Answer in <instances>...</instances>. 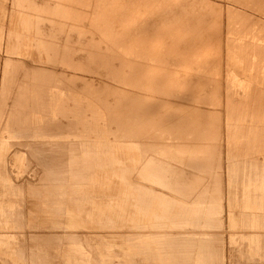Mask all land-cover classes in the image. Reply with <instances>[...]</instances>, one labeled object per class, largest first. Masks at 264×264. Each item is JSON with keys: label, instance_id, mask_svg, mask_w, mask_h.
<instances>
[{"label": "bare ground", "instance_id": "obj_1", "mask_svg": "<svg viewBox=\"0 0 264 264\" xmlns=\"http://www.w3.org/2000/svg\"><path fill=\"white\" fill-rule=\"evenodd\" d=\"M37 1L30 3L36 4ZM44 1L45 6L56 5L52 6L56 10H52L54 20L45 15L50 7H45V14L42 15L40 6L38 10L41 15L36 16L39 21L36 18V22L33 21L36 28L31 22L34 17L29 14L30 20L28 16H21L24 12L12 15L7 32L0 23V43L5 39L8 50L5 64L9 76L3 82L7 87L3 89L0 101V264H23L16 242L22 234L12 229V223H21L40 231L35 235L26 234L30 239L37 238L36 247H39L35 249L36 253H42L45 259L54 260L55 264H109L114 248L118 249L119 255L129 257L126 264L139 260H149V264H210L204 257L195 258L191 254L196 255L199 250L204 255V248L207 252L208 243L211 240L215 242L213 238L218 234L193 228L213 224V227H217L220 224V203L217 198V192L219 198L220 192L218 184L212 180V174L219 168L221 158L218 149L223 143L228 150L227 163L232 165L226 217L230 252L236 257L241 254L254 263L256 257L264 259L262 37L258 38L253 29L246 28L243 31L247 33L228 40L233 52H228L225 64L222 56L214 55L215 58L207 65L201 62H204L203 58H209H206V54L210 52L212 44L217 40L220 42L223 32L214 33L206 28L208 31L204 29L196 36L199 27L195 25V36H176L170 43L161 44L170 48L182 47L186 52L181 49V53H173L169 49L162 52L156 48L148 52L147 45L146 56L141 57L138 45L125 42L130 37L128 30L139 19L147 18L151 11H155L152 21L144 29L154 30L152 38L158 44L161 29L180 26L175 19L182 14L185 0H152L143 9H132L134 4H127V7L110 6L112 0H95L96 24L101 29L98 30L112 33L114 29L117 35L110 42L107 41V45L104 44L105 49H95L93 44L91 46L86 42L90 49L85 50L87 53L82 61L89 66L84 67L86 76L81 77L75 68L82 62L73 65L81 60L79 56L82 57V54L79 55L77 49H83L84 43L76 44L77 36H73L74 41L70 35L73 24L62 21V16L68 14L66 7L74 1ZM65 1L67 4H64ZM23 3L22 8L24 6L23 9H26L29 1L24 0ZM80 3H77L76 10L82 4L85 8L86 2L82 3L81 0ZM87 4L91 3L87 1ZM123 7L126 9L122 10ZM35 10H32L33 14ZM201 14V19L205 21L206 15ZM83 15L82 18H86ZM46 19L49 20L48 25L51 24L50 28L45 23ZM28 20L30 24L33 23V28L31 25L28 29L24 27ZM90 20H93L92 16ZM95 35L98 37V34ZM203 36H207V39H202ZM87 39L83 38L84 42ZM71 49L76 50L78 59L71 56ZM69 50L71 55L68 54ZM81 51L84 53V50ZM199 56L203 57H200L203 59L201 62ZM27 62L31 63V69ZM57 69H60L59 74ZM211 70H224V81H216L212 77L214 72L210 75ZM19 76L22 81L16 83L14 79ZM101 76L106 78V82L95 83L93 78ZM11 89L13 92L10 93ZM182 89H188L185 101L179 99ZM224 97L226 102L222 104ZM132 101L138 103L132 104ZM61 118L64 120L57 124L59 130L53 131L56 121ZM64 134L75 135L76 141H71L81 151L77 153V149L72 148L75 154L64 159L59 156L63 163L58 167L60 169L54 164L52 167L56 171L51 173L53 171L49 172L52 168L48 163L58 158L52 149L56 155L51 156L54 157L52 161L45 162L50 169L47 171V168L48 173L42 177L39 176L41 173L38 175L37 185L34 183L36 180L22 183L12 180L10 167L22 170L24 159L17 152L19 150L10 149L11 141L14 147L19 141L13 140L25 136L27 141L22 139L23 144L47 147L55 141L50 138ZM190 136L193 137L191 141ZM66 142L61 141L58 146L63 148ZM79 152L80 158L77 160L74 156ZM35 156L38 157L36 153ZM20 206H23L21 210H25L23 213L19 210L24 219L13 212ZM207 226L209 229L210 226ZM63 238L65 241L59 243ZM56 242L58 245H55ZM180 244L192 246V250L189 249L191 252L187 250V254L185 250H178L176 245ZM164 245L169 246L166 248ZM211 248V252L215 253L214 247ZM27 255L31 256V253ZM33 260L29 258L28 264H34Z\"/></svg>", "mask_w": 264, "mask_h": 264}, {"label": "rangeland", "instance_id": "obj_2", "mask_svg": "<svg viewBox=\"0 0 264 264\" xmlns=\"http://www.w3.org/2000/svg\"><path fill=\"white\" fill-rule=\"evenodd\" d=\"M16 1V2H15ZM0 0V23H1V25H2V29H4V32H7V26L10 24V20H11V17H12V15L13 14H19V15H21L20 13L22 12H24L23 13V15H21V16H23V17H27L28 19H30L31 17H29L30 15H32L34 18H32L33 20L31 21V22H36L35 20L37 19V21H39L38 20V18H36V16L37 15H41V12L43 11V10H46V8L47 7H50V8H47V9H49V12L47 13V11L48 10H46L45 12H46V14H45V12L43 11L42 12V15H46V18H51V20H54V19H52V18H54V16L52 15V10H53V8L54 7H56V5H52V6H54V7H52L51 5L50 6H48L47 4V6H45V3H46V1H44V0H42V1H44V4H43V2L41 1V0H38L37 2H36V4H38L39 3V1H40V3L38 4V5H36L35 4V2L34 3H32L33 5H31V3H30V1H35V0H28L29 1V3H28V5L26 6L25 5V8L26 9H23L24 8V6H23V8H22V3H23V1L24 0H20V1H18V0ZM72 2H73V4L74 3H76V0H71ZM84 0H82V3H85V8H84V6H80L79 5V7H78V10H76L77 9V7H76V5H77V3H79V4H81L80 2H81V0H80V2L78 1L75 5H73L72 3L70 4V2H69V6H64V7H66V8H68V9H66V12L68 13H66L67 15V17L65 16H62V21L63 22H65V23H67V24H69V23H71V24H73V26L72 27H74L73 28V31L71 32V36H72V38L74 39V41H75V38L74 37H76L77 36V38H76V41L75 42H77L76 44H78L79 45V43H81V44H83L84 43V47H82L83 49H81V48H78L77 49V52H78V54L80 55V54H82V57H81V55L79 56L78 54H76L77 52H76V50L75 49H71V54L69 53L70 52V50L68 51V54L69 55H71L72 57H74L75 59H78V56L80 57V61L77 63V64H74L73 66H76V65H78L80 62H82V64H79L78 66H76V70L75 71H77L79 74H80V76L81 77H85L86 76V73L83 71V69H84V67L86 68V67H88L89 66V64H87L85 61L83 62L82 61V59H84V54H86L87 52L86 51H88L90 48V45L91 44H93V46L92 47H95V49H105L106 48V46L104 45V44H106V42L108 41V42H110L112 39H114V37H116L115 35H117V32L116 31H114V29H112V33L111 32H105L104 30H102V32L100 31L101 29L97 26V24H96V19L98 18V15L96 14V1L94 2V1H92L91 2V0H87V1H89L91 4H87V1L85 0V2H83ZM125 1H126V3H125ZM136 1V0H135ZM134 0H131V1H129L128 2V0H117V1H115V0H112L111 1V4H110V6H131V4L133 5V8L132 9H134V8H140V9H143V7H145V5L147 6V4H148V1L150 2V1H152V0H137V1H139L138 3L140 4H138L137 3V1H136V3H134L135 2ZM145 1V2H144ZM178 1H180V2H182L183 0H178ZM194 1V2H193ZM197 0H190V1H188V0H185L184 1V3H183V6H185V8H184V12L182 11L181 13L183 14H179L176 18H178V19H175V21L177 20V22H178V24L180 25L179 27H177V28H172V29H166V30H163V29H161V33H159L160 34V39H161V43L159 42L158 44H157V42H156V40L154 39V38H152L153 37V34H155V33H153V31L154 30H145L144 28L146 27V24H148V23H150L151 21H152V17L154 16V14H155V11L154 12H150V14L147 16V18H145V19H139L138 21H137V23L135 24H133L132 25V28H131V30L129 29L128 31H130V37L128 38V40H125V42L126 43H132V42H134V43H132V44H134V45H138L137 47H138V49H140L141 50V57L142 56H146V54H145V52H146V49L147 50H149L148 52H150V51H154L155 50V48H156V50H160V51H162V52H167L168 51V49L171 51V52H173V53H181L182 51L181 50H184L185 51V48H182V47H174V48H170L168 45H166L167 47H164V45L162 46L161 44H163V43H165V42H171V40L173 39V38H177L178 36H180V37H187V38H191V37H193V35L195 36V34H194V31H193V28H194V26L196 25L197 27H199V32H197V34H196V36L198 35V33L199 34H201V33H203L202 32V30H206V31H208L207 29H209V31H215L214 33H217V31L218 32H223V33H221V34H223V35H221V37L219 38V40H220V42L217 40L214 44H212L213 46H212V48H211V50H210V52L208 53V54H206V58L209 56V58L208 59H205V58H203L202 56H199V59H200V62L203 60L204 62H201V63H203V64H207V65H210V62H211V60L213 59V58H215L216 56L218 57L219 55L220 56H222L223 58V63L225 64V62H224V59L226 60V58H227V56H228V52H233V50L230 48L231 47V45L229 44L230 42L228 41V40H231L232 38H235L236 36H238V35H241V34H245V33H247L246 31H243V30H245L246 28L247 29H253V31H254V35H256L258 38H260V37H262V39L264 40V0H203L204 2H202V0H198L197 1V3H195ZM212 1V2H211ZM22 2V3H21ZM27 2V1H26ZM25 2V3H26ZM54 3H56L55 1H53ZM94 2V5L92 4ZM123 3V5H122V3ZM147 2V3H146ZM190 2H192L191 4H190ZM12 3H13V5H14V7H13V5H12ZM19 4V5H17V4ZM25 3H23V5L25 4ZM42 3V4H41ZM186 3V4H185ZM193 3L195 4V6H193ZM204 5H203V4ZM20 4H21V6H20ZM29 4H30V7H29V9H28V6H29ZM35 4V5H34ZM64 4H67V2L65 1V3ZM128 4V5H127ZM202 4V5H201ZM12 5V6H11ZM44 5V6H43ZM73 5V6H72ZM86 5H89V7H90V9H88L87 7H86ZM91 5V6H90ZM137 7H136V6ZM210 5V6H209ZM33 6V8H31ZM38 6V7H37ZM41 6V7H40ZM94 6V7H93ZM190 6V7H189ZM198 6V7H197ZM203 6V7H202ZM19 7V8H18ZM40 7V8H39ZM46 7V8H45ZM51 7H52V9H51ZM70 7H71V9H70ZM76 7V8H75ZM83 7V8H82ZM94 8V9H91V8ZM126 7H123V9L122 10H125L126 9ZM193 7V8H192ZM198 9H196V8ZM202 7V8H201ZM18 8V9H17ZM35 8L37 9V10H35ZM38 8H39V10H41V12L38 10ZM45 8V9H44ZM72 8H74V9H72ZM125 8V9H124ZM200 8V9H199ZM22 9V10H21ZM31 9V10H30ZM79 9H81V10H79ZM83 9V10H82ZM87 9H88V12H87ZM24 10H26V11H30L29 13L28 12H26V11H24ZM32 10H35V11H33L35 14H33L32 13ZM54 10H55V8H54ZM69 10V11H68ZM73 10V11H72ZM92 10H93V12H92ZM194 12H193V11ZM201 10H203V11H201ZM2 11V12H1ZM19 11V12H18ZM56 11V10H55ZM54 11V13H56ZM72 11V12H71ZM79 11V12H78ZM86 11V12H85ZM11 12V13H10ZM39 12V13H38ZM69 12H71L70 14L71 15H73L74 14V16H71V15H69ZM83 12H85V13H83ZM186 12V13H185ZM207 12H209V13H207ZM26 13V14H25ZM77 13H80V14H78L77 15ZM84 14L83 15V17H86V18H82V14ZM86 13H89V14H86ZM198 13V14H197ZM201 13H203L204 15H206V20H207V22H206V24H205V21H204V19H201ZM30 14V15H29ZM49 14V15H48ZM50 14H51V16H50ZM24 15H26V16H24ZM35 15V16H34ZM77 15V16H76ZM85 15H87V16H85ZM181 15H182V17H181ZM187 15V16H186ZM195 15V16H194ZM199 15H200V17H199ZM211 15V16H210ZM214 17H213V16ZM48 16V17H47ZM72 18H71V17ZM78 16H79V18H78ZM90 17V19H91V16H92V18H93V20H90V19H88L89 17ZM208 16H209V18H208ZM215 16H216V18H215ZM38 17V16H37ZM75 17H77V19L75 18ZM97 17V18H96ZM149 17V18H148ZM213 17V18H212ZM36 18V19H35ZM61 18V17H60ZM73 18L76 20H73ZM187 18V19H186ZM215 18V20H213ZM35 19V20H34ZM64 19H66L65 21H64ZM67 19L69 20V22L67 21ZM71 19H72V21H71ZM82 19V20H81ZM90 20V21H88V20ZM194 19H196V20H194ZM201 19V20H200ZM210 19H212V20H210ZM239 21H238V20ZM31 20V19H30ZM180 20H182V22L180 21ZM193 20V21H192ZM200 20V21H199ZM202 20H203V22H202ZM233 20L235 21L234 23H233ZM59 21V20H58ZM58 21H57V23H58ZM61 21V19H60V21L59 22H62ZM71 21V22H70ZM79 21H83V23L81 22V24L79 23ZM86 23H88V24H86L85 25V22ZM88 21V22H87ZM144 21V22H143ZM190 21V22H189ZM213 21H214V23H213ZM231 21H232V23H231ZM238 21V22H237ZM29 22V23H28ZM28 22H27V24H26V26H24V27H26L27 29H28V27L31 25V28H33V23H31L30 24V21L28 20ZM49 23V20L47 21V19H46V24L48 25V23ZM63 22H62V24L61 25H63ZM73 22V23H72ZM74 22H76V23H74ZM93 22V23H92ZM237 22V23H236ZM77 23H78V25H77ZM90 23H92V24H94V25H92V24H90ZM176 23V22H175ZM181 23V24H180ZM191 23V24H190ZM198 23V24H197ZM210 23V24H209ZM96 24V25H95ZM141 24V25H140ZM199 24H201L202 25V27H201V25L199 26ZM233 24V25H232ZM51 25V24H50ZM50 25H48V27L50 28L51 26ZM75 25H76V27L77 28H75ZM83 25V26H82ZM91 25V26H90ZM145 25V26H144ZM184 25H187L186 27H184ZM205 25V26H204ZM85 26V27H84ZM89 26H90V28L91 29H89L90 31H92V32H90L89 30H88V28H89ZM95 26H97L96 28H95ZM134 26H136L135 28H134ZM144 26V27H143ZM175 26H177V25H175ZM193 26V27H192ZM34 27L36 28V26H35V23H34ZM79 27V28H78ZM183 27V28H182ZM190 27H192V28H190ZM201 27V28H200ZM231 27V28H230ZM235 28V30H234V28ZM237 27V28H236ZM30 28V27H29ZM80 28H86V32L84 31V30H82V29H80ZM94 28V29H93ZM141 28H142V30H141ZM207 28V29H206ZM242 28V30H239V29H241ZM78 29H80V31H78ZM98 29H100V30H98ZM134 29H137V30H134ZM174 29H175V31H174ZM190 29V30H189ZM211 29V30H210ZM228 29H229V31H228ZM232 29V30H231ZM37 30V29H36ZM75 30H77V31H75ZM88 30V31H87ZM179 30V31H178ZM183 30H185V31H183ZM195 30V29H194ZM200 30H201V32H200ZM204 30V31H205ZM234 30V31H233ZM75 31V32H74ZM84 31V32H83ZM93 31H94V34H93ZM97 31V32H96ZM100 31V32H99ZM133 31H135V32H133ZM151 31V32H150ZM163 31V32H162ZM190 31H191V33H190ZM193 31V32H192ZM211 31V32H212ZM29 32H31V30L29 31ZM104 32V33H103ZM167 32V33H166ZM175 32H176V34H175ZM73 33V34H72ZM76 33V34H75ZM80 33H83L82 34V36L80 35ZM86 33V34H85ZM87 33H88V35H87ZM93 35H92V34ZM95 33L96 34H98V37H97V35H95ZM106 33V34H105ZM111 33V34H110ZM139 33H140V35H139ZM153 33V34H152ZM173 35H172V34ZM186 33V34H185ZM107 34H110V35H107ZM167 34V35H166ZM182 34V35H181ZM190 34V35H189ZM207 34V33H206ZM74 35H76V36H74ZM83 35H85V37L83 36ZM96 36L98 39L96 40V37H93V36ZM99 35H102V37L100 38V36ZM162 35V36H161ZM74 36V37H73ZM81 37V39H80V37ZM109 36V37H108ZM136 36V37H135ZM177 36V37H176ZM189 36V37H188ZM88 37H90L91 38V40H93V42L94 43H92V41L91 40H89L90 38H88ZM94 39H93V38ZM152 39H151V38ZM164 37V38H163ZM204 37V38H203ZM202 37V39H207V36H203ZM83 38H88L87 40H85V42H84V40H83ZM105 38V39H104ZM131 38V39H130ZM133 38H135V39H133ZM224 38V39H223ZM149 39H151L150 41H148ZM209 39V38H208ZM78 40V41H77ZM82 40V41H81ZM100 40V41H99ZM103 41V43H102V41ZM104 40H105V42H104ZM132 40V41H131ZM138 40V41H137ZM143 40V41H142ZM153 40H155V42H153ZM263 40H262V42H263ZM80 41V42H79ZM90 41H91V43H90ZM96 41H99V42H96ZM140 41V42H139ZM164 41V42H163ZM86 42H89V46H88V44L86 43ZM108 42H107V44H108ZM153 42V43H152ZM85 43H86V45L87 46H85ZM96 43L98 44V43H102L101 45H96ZM136 43V44H135ZM139 43H140V45H139ZM217 43V44H216ZM218 43H220V44H218ZM221 43H223V44H221ZM228 43V44H227ZM106 44V45H107ZM150 44V45H149ZM154 44H156V46L154 45ZM99 46V48L97 47L96 48V46ZM142 45H143V47H142ZM146 45V46H145ZM147 45H148V47H147ZM158 45V46H157ZM217 45H219V46H217ZM223 45V46H222ZM229 45V46H228ZM262 46H264V45H262ZM147 47V48H146ZM161 47V48H160ZM220 47V48H219ZM88 48V49H87ZM145 48V49H144ZM154 50H153V49ZM93 50H95L94 48H92ZM178 49V50H177ZM181 49V50H180ZM217 49V50H216ZM221 49V50H220ZM223 49V50H222ZM227 49V50H226ZM231 49V50H230ZM73 50V51H72ZM75 50V51H74ZM80 50H84V53H83V51H81L80 52ZM86 50V51H85ZM167 50V51H166ZM174 50V51H173ZM218 50H220V51H218ZM7 49H6V41H5V39H3L2 41H1V43H0V101L2 102V91H3V89L4 88H6L7 87V85L6 86H4L5 85V83H3L4 82V80H6V79H8V77L9 76H7V72H6V70L8 69V68H6L7 67V64H5V59H6V56L8 55V53H7ZM96 51V50H95ZM177 51V52H176ZM213 51V52H212ZM218 52V53H216V52ZM222 51V52H221ZM75 52V54H73ZM144 52V53H143ZM186 52V51H185ZM215 52V53H214ZM221 52V53H220ZM225 52H226V54H225ZM230 52V53H231ZM223 53V54H222ZM212 54V55H211ZM75 55V56H74ZM78 55V56H77ZM214 55H215V57H214ZM5 56V57H4ZM213 56V57H212ZM200 57H202L203 59H201ZM205 57V56H204ZM212 57V58H211ZM210 59V60H209ZM27 61H29V60H27ZM2 62H4V64L2 63ZM208 62V63H207ZM262 62V61H261ZM28 63V65H29V68L31 69V63L30 62H27ZM84 64V65H83ZM85 64H87V65H85ZM262 64H263V62H262ZM28 65H26V66H28ZM82 67H81V66ZM2 66V67H1ZM79 66H80V68H79ZM4 68V69H3ZM3 69V70H2ZM260 67H259V69H258V72L260 71ZM5 70V71H4ZM58 70H60V69H57V73L59 74L60 73V71H58ZM257 70H255V72H256ZM5 74H4V73ZM214 72V73H213ZM53 73H55V70L53 71ZM212 73H213V75H212ZM4 75H6L5 77H4ZM210 75H212V77L213 78H215V80L217 81H224V76H225V72H224V70H219V71H213V70H211L210 71ZM4 78V79H3ZM19 78H20V76H19ZM18 77L17 78H15L14 80H17L16 81V83L18 82L19 83V81H22V79L20 78L19 79ZM88 78V77H87ZM94 79V81H95V83H99V82H106V78L104 77V76H101L100 78H93ZM27 81V80H26ZM21 83V82H20ZM4 84V85H3ZM2 85L4 86V87H2ZM183 90V89H182ZM188 89H185V90H183L182 91V93H181V97L179 98L181 101H185L184 99L187 97V95H188V91H187ZM187 91V92H186ZM11 92H13V90L11 89L10 90V93ZM146 97H149V95H147ZM144 99V98H143ZM131 100V99H130ZM224 102H226V99H225V97L223 98V100H222V104H224ZM130 103H135V101H132V102H130ZM136 103H138L137 101H136ZM135 103V104H136ZM2 104V103H1ZM0 104V105H1ZM221 105V104H220ZM220 105H216V107H219ZM1 107V106H0ZM2 108V107H1ZM0 112H2V109H0ZM1 114V113H0ZM64 119L63 118H61V119H58L57 121H56V123H55V127L53 128V131H55V132H57L58 130H59V128L57 127V124H60V122L62 123V121H63ZM73 135V134H72ZM71 134H69V135H66V134H64V135H55V136H53L52 138H50L51 140H55L54 141V143H52V146H51V144H49V146H47V147H43V146H40V145H29V144H27V143H25V144H23V140L22 139H24V140H26L27 141V138L25 139V136H22V137H18V138H15L13 141H16V142H18L19 141V143H18V145H16V146H14V147H12V141L9 143L10 144V149H16V151L17 150H19V151H17L21 156H22V158L24 159V166H23V168H22V170H18L17 169V167H15V168H13V167H10V170H11V172H12V180L13 181H15V182H17V183H22L23 181H25V180H27V181H29V180H32V181H35L36 179L38 180L39 179V176L40 177H42L43 175H45V174H47L48 172V170L50 169V168H54V170H50L49 172H51V171H53V172H51V173H54V171H56L55 169L57 168V169H60V168H58L59 166H61L62 165V163H63V161L61 160V159H64L65 157H69L70 155H72V153H74V152H72L71 150H73L72 148H74V149H77L78 148V146H77V148L75 147L76 145L75 144H73L74 142H72L73 140H75L76 141V136L75 135H73L72 136ZM63 137V138H62ZM71 138V139H70ZM193 137L192 136H190V139H189V141H191V140H193L192 139ZM224 138V137H223ZM222 138V139H223ZM60 140V141H58V140ZM220 139V138H219ZM218 139V140H219ZM18 140V141H17ZM22 140V141H21ZM72 140V141H71ZM221 140V139H220ZM224 140V139H223ZM62 141V143H63V141L64 142H66V145H68V147L70 148H68L66 145V147L67 148H65V146H63V148L62 147H59L60 145V143L59 142H61ZM72 142V143H71ZM224 142V141H223ZM222 142V143H223ZM56 143V144H55ZM72 144V146H69V144ZM54 144H55V146H54ZM59 145V146H58ZM38 146H40V148H38ZM56 146H58V147H56ZM52 147H56L55 149L54 148H52ZM38 150H37V149ZM43 150H42V149ZM46 148V149H45ZM50 148V149H49ZM220 148L221 149H218L219 151H218V154H220L219 156H220V160H221V162L219 161V168L212 174V176H214V178L212 179L213 181H216V183L218 184V188H219V192H220V198L218 197V192H217V198H218V201H219V203H220V207L218 208V211H220V212H218V220H219V225L217 226V227H213V225L212 226H207V225H203V226H195L193 229H196V230H202V231H207V232H213V233H217L218 234V236H216V237H214L213 238V240H215V242L214 241H210V243H208L209 244V248H208V250H207V252H206V249L204 248V255H202V253L201 252H199V250H198V254H196V255H194V254H191V256H194L195 258H201V257H204L205 258V260H206V262L207 263H209V261H210V264H264V259H262L261 257H256V259H255V263L254 262H251V260H249V259H246L245 257H242V255L240 254L239 255V257H236V256H234L230 251H231V246H230V244L228 243V239H227V231H228V225H227V219H226V217H227V212H228V210H227V205H228V199H229V191H230V189H229V185H228V182H229V180H230V178H231V170L230 169H232V165L229 163H227V160H226V156H227V152H228V150H227V147H226V145L223 143V144H221L220 145ZM36 149V150H35ZM54 150V152L56 151V154L53 152L52 153V151L51 150ZM58 149H60V150H58ZM69 149V150H68ZM81 148H79V149H77L76 151H77V153H78V150H80ZM27 150V151H26ZM48 150V152H43V151H47ZM227 150V151H226ZM39 151H42V153H44L45 154V156L47 155H49L47 158L43 155V154H41V152L39 153ZM62 152V153H59V152ZM64 151H66L65 153H64ZM81 151V150H80ZM71 152V154H69ZM220 152V153H219ZM35 153L37 154V156L38 157H36L35 156ZM50 153H51V155H50ZM29 154V155H28ZM34 154V155H33ZM41 154V155H40ZM53 154H55L56 156H58V158L57 157H55ZM58 154H60V155H58ZM62 154H64V156H61ZM75 154V153H74ZM54 156L55 157V159H53L56 163H54V161L53 162H51L53 165H51V163H48V165H50L49 167H48V165H46V163L47 162H49L50 160L52 161V159L51 158H54V157H51V156ZM44 156V157H43ZM61 157V159H59L60 157ZM36 157V158H35ZM63 157V158H62ZM39 158V159H38ZM44 160H43V159ZM50 158V159H49ZM74 158H76L77 160H79V158H80V152H79V154L78 155H76V156H74ZM26 159H28V161L26 160ZM37 159H38V161H37ZM58 159V160H57ZM40 160H42V161H44V162H42V163H40L41 161ZM46 160V161H45ZM61 160V161H60ZM68 160V159H67ZM67 160H66V162H65V164H67ZM40 161V162H39ZM58 161H60V162H58ZM28 162V165L26 164ZM46 162V163H45ZM45 163V164H44ZM69 163H70V160H69ZM40 164V165H39ZM54 164H55V167H52V166H54ZM228 164V165H227ZM26 165H27V167H26ZM42 167V169H41V167ZM67 166V165H66ZM26 167V168H25ZM12 168V169H11ZM28 168V170H26ZM48 168V169H47ZM15 169V170H14ZM46 169H47V171H46ZM36 174H35V173ZM37 172H39V173H37ZM30 173V174H29ZM31 173H32V175H31ZM41 173V174H40ZM50 173V174H51ZM26 174V175H25ZM40 174V175H39ZM37 177H35V176ZM39 175V176H38ZM26 176V177H25ZM15 177V178H14ZM20 178H22V180L20 179ZM30 178V179H29ZM37 180L34 182V183H36V185L37 184H39L38 182H37ZM19 186H21V187H23L22 186V184H19ZM19 209L16 211V210H13V212H16L18 215H19V217H20V219L22 218V219H24V217L22 216V213H23V211L25 212V210H21V208H23V206H20V207H18ZM19 210H21V212L19 211ZM19 212H20V214H19ZM16 213H14V215H17ZM205 226H207V227H209V229L208 228H206ZM216 226V225H215ZM11 227H12V229L15 231V232H18V233H21L22 234V236H21V238L19 239V240H16V242H17V245H18V248H17V250L18 251H21V253H20V256L22 257V263L23 264H28L29 262H28V260H29V258H31V260H33L34 261V264H35V262H36V264H47L48 262H49V264H50V261L52 262L51 264H55L54 262V260L52 261L51 259H45L43 256H42V253H40V254H37L36 253V251H35V249L37 248V247H39V246H37L36 247V240H37V238H35V239H30L29 238V235L30 234H33V235H35V233H40V231H38L36 228H34V227H28V226H26V225H24V224H19V225H14L13 223H12V225H11ZM214 228V229H213ZM51 230H56V229H52L51 228ZM38 231V232H37ZM25 232V233H24ZM29 234V235H27V234ZM27 236V237H26ZM215 236V235H214ZM28 239V240H26V238ZM25 238V239H24ZM178 241H179V239H177ZM22 241H24L23 243H22ZM33 241V242H32ZM65 241V239L63 238V239H61V242H59V243H62V242H64ZM26 242V243H25ZM28 243V244H27ZM167 243V242H166ZM24 244H26V245H28V247H26V245H25V248H23L24 246ZM30 244V245H29ZM55 245H58V243L56 242L55 243ZM30 246V247H29ZM165 246V245H164ZM169 245H166L165 247L167 248ZM211 246L212 247H214V249L216 250V252H218V254L215 252V253H213V252H211V249H213V248H211ZM176 247H177V249L178 250H185V251H187V250H189V249H191L192 250V246H189V245H186V244H180L179 246L178 245H176ZM263 247H264V245H263ZM27 248V249H26ZM211 248V249H210ZM17 250H16V252H17ZM30 250V251H29ZM34 250V251H33ZM117 251V252H116ZM190 251V250H189ZM24 254H23V253ZM25 252L28 254V253H31V256H28L27 254H25ZM33 252V253H32ZM191 252V251H190ZM206 252V253H205ZM113 253H114V255H112V257L110 258V263L109 264H126V262L127 261H129V257L126 255V256H121V255H119V252H118V249L117 248H114L113 249ZM187 254H189L188 253V251H187ZM215 254V255H214ZM25 255V256H24ZM35 255V256H34ZM43 255L45 256V252H43ZM213 255V256H212ZM29 258H28V257ZM206 256V257H205ZM211 256V257H210ZM23 257H25V258H23ZM27 257V258H26ZM35 257H37V258H35ZM166 257V256H165ZM208 257V258H207ZM213 257V258H212ZM195 258H194V260H195ZM248 258V257H247ZM26 259V260H25ZM47 260H49V261H47ZM213 261V262H212ZM133 263V262H132ZM133 264H149V260H139V261H137V262H135V263H133Z\"/></svg>", "mask_w": 264, "mask_h": 264}]
</instances>
